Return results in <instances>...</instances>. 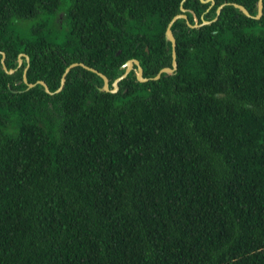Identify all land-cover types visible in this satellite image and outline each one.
<instances>
[{
  "label": "trees",
  "instance_id": "obj_1",
  "mask_svg": "<svg viewBox=\"0 0 264 264\" xmlns=\"http://www.w3.org/2000/svg\"><path fill=\"white\" fill-rule=\"evenodd\" d=\"M257 2L0 0V264H264Z\"/></svg>",
  "mask_w": 264,
  "mask_h": 264
},
{
  "label": "water",
  "instance_id": "obj_2",
  "mask_svg": "<svg viewBox=\"0 0 264 264\" xmlns=\"http://www.w3.org/2000/svg\"><path fill=\"white\" fill-rule=\"evenodd\" d=\"M204 2H206L207 0H202ZM213 3V1H212ZM226 4H230V3H223L221 5L218 6L217 10H216V14L218 15L220 13V10L222 9V7ZM234 7L238 8L239 10H241L246 16H249V17H254V18H259L262 14V8H263V3H262V0H258L257 2V14L256 15H251L249 13V11L241 4H238V3H231ZM181 11L184 12L185 9L183 7H181ZM179 18H186V15L183 14V13H179V14H176L172 17V19L169 21L167 27H166V31H165V38L166 40L170 41L171 43V66H166V67H163L159 70V72L154 76L152 77L153 79H158L160 77V75L162 73H173L176 69H177V61H176V39L174 37V34L171 30V26L172 24ZM217 17H215L213 20H215ZM196 20V19H195ZM211 23V21L209 20H203L202 23L198 24L197 23V20L196 22L192 25L190 24V26L192 27H198L202 24H209ZM2 57H1V65H2V68L5 72L7 73H12L14 71V69H7V66L5 64V54L4 52H0ZM21 56H25L27 61H28V56L24 53H20L19 54V58H18V64L20 65L21 62H22V59H21ZM137 65V73H136V77L139 81L141 82H145V81H148L150 78H146L143 76V71H142V68L141 66L139 65V62L138 60L136 59H130L126 62L125 64V69H124V72L118 76L117 78L114 79V81L111 83L112 85V88L110 89L109 88V79L101 72H99L98 70H96L95 68L93 67H90L82 62H73L69 65L66 66L62 76H61V79H60V86L59 88L56 90L57 91H60L62 89V87L64 86V83H65V80H66V75L68 74V72L76 67V66H81L89 71H92L94 73H96L97 75H99L102 79H103V85L102 87L100 88L101 90L103 91H109V92H116L119 88V82L124 79L128 73L130 72V70L133 68V65ZM27 67L28 65L25 67L24 71H23V81L27 84V88H31L33 86H35L36 84H41L45 91L47 93H53L49 90L47 84L43 81V80H38L36 81L35 83H30L27 81V78H26V70H27Z\"/></svg>",
  "mask_w": 264,
  "mask_h": 264
}]
</instances>
